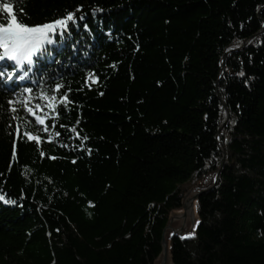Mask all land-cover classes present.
<instances>
[{
	"label": "trees",
	"instance_id": "1",
	"mask_svg": "<svg viewBox=\"0 0 264 264\" xmlns=\"http://www.w3.org/2000/svg\"><path fill=\"white\" fill-rule=\"evenodd\" d=\"M5 2L30 25L79 4L86 20L0 81V104L41 76L73 102L35 101L44 124L0 113V264H155L192 190L200 227L174 264H264V0Z\"/></svg>",
	"mask_w": 264,
	"mask_h": 264
},
{
	"label": "snow or ice",
	"instance_id": "2",
	"mask_svg": "<svg viewBox=\"0 0 264 264\" xmlns=\"http://www.w3.org/2000/svg\"><path fill=\"white\" fill-rule=\"evenodd\" d=\"M84 8L85 6L83 4H79L73 9H66L61 16L53 18L51 21L30 25L25 22L23 18H18L13 10V4L7 2L0 4V11L7 14L6 22H0V81L6 82L12 81L13 79L24 81L28 78L30 73L34 70V57H37L38 54L48 55L49 50L46 46H51L56 43L54 37L58 35L62 41L67 40V38L71 36L70 26L75 27L80 21L86 20V16L81 14ZM93 11H104V9L97 7L93 9ZM83 27L88 29V24L84 23ZM138 48L139 46L137 45V50ZM53 51H55V49H53ZM5 60L13 62L11 69L7 64L3 63ZM112 67H115V65H112ZM239 75L244 76L245 74L241 71ZM98 79V76L93 71H88L86 73V83L89 80L92 83H96ZM33 83H44L45 86L40 88L36 95H33L34 89L32 87H24L19 93H13L12 96L5 101V104H0V113H16V115L11 116V119L15 121L19 119V112L25 111L27 114L35 116V122L44 124L45 117L35 115V110L42 109V105L34 102L41 100L46 101L47 107L58 115L59 113L56 109L59 98V101L66 102L63 104V108L67 115V109L69 105L73 103L68 101V93L71 92V88L57 81H52V83L49 84L43 76H41L40 80L33 81ZM61 89H64V91L61 92ZM100 94L103 95V93ZM16 97H19V99ZM76 123L78 124L79 120H77ZM233 123H235V121H233ZM19 131L20 129L17 125V135ZM72 131L76 132V128H72ZM23 135L30 141H39L40 139L39 136L33 135L31 130L24 131ZM57 135H59V133H57ZM77 136L79 137L80 134L77 133ZM49 139H51V137H49ZM80 139L83 141L87 140L88 137L83 136L80 137ZM217 139H219V137H217ZM225 142H227V138H225ZM87 152L90 155L92 149H87ZM43 155L44 153L41 152V156ZM12 159H16L15 143L13 145ZM0 201L10 204L16 203L15 200H7L2 194H0ZM89 205H92L91 201H89ZM199 223L200 221H195V225H199ZM195 225L193 230L182 238L194 236ZM57 231H59V229H57Z\"/></svg>",
	"mask_w": 264,
	"mask_h": 264
},
{
	"label": "water",
	"instance_id": "3",
	"mask_svg": "<svg viewBox=\"0 0 264 264\" xmlns=\"http://www.w3.org/2000/svg\"><path fill=\"white\" fill-rule=\"evenodd\" d=\"M195 190L190 191L183 202V210L179 211V212H174L172 213L166 227L165 230L163 232V239H162V252L160 254L159 259L156 261L155 264H174L173 262V257L171 254V242L174 240V238H180L182 240H190L194 237H196L198 229L200 227V223L199 225H195V221H200V218L197 214V209H196V202L198 201L199 197H200V193L199 192H194ZM191 198V208H192V212H193V216H194V222L192 225H190V228H188L187 230H181V228H178V226H176L174 224V219L176 217L179 216H183L187 213V200ZM195 225V235L189 238H182L184 236L187 235V233H189L190 231L193 230Z\"/></svg>",
	"mask_w": 264,
	"mask_h": 264
},
{
	"label": "bare ground",
	"instance_id": "4",
	"mask_svg": "<svg viewBox=\"0 0 264 264\" xmlns=\"http://www.w3.org/2000/svg\"><path fill=\"white\" fill-rule=\"evenodd\" d=\"M186 204H187V213L183 216H179L174 219V224L178 226V228H181V230L183 231L190 228V225H192L194 222L193 212L191 214V212L189 211V206L191 207L190 198L187 200ZM191 211H192V208H191Z\"/></svg>",
	"mask_w": 264,
	"mask_h": 264
},
{
	"label": "rangeland",
	"instance_id": "5",
	"mask_svg": "<svg viewBox=\"0 0 264 264\" xmlns=\"http://www.w3.org/2000/svg\"><path fill=\"white\" fill-rule=\"evenodd\" d=\"M194 192H196V191H194ZM191 199V198H190ZM189 211L191 212V214H192V211H191V207L189 206Z\"/></svg>",
	"mask_w": 264,
	"mask_h": 264
}]
</instances>
